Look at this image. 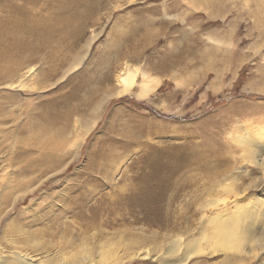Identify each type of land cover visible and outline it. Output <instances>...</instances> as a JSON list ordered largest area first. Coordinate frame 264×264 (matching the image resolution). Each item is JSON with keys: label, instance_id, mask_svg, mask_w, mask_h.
<instances>
[{"label": "rangeland", "instance_id": "rangeland-1", "mask_svg": "<svg viewBox=\"0 0 264 264\" xmlns=\"http://www.w3.org/2000/svg\"><path fill=\"white\" fill-rule=\"evenodd\" d=\"M125 66L158 81L148 98L116 96ZM241 126L264 128V0H0L5 251L22 232L66 251L198 236L202 204L227 195L214 184L230 173L240 203L257 205L264 166L232 140ZM236 255L185 264H264Z\"/></svg>", "mask_w": 264, "mask_h": 264}, {"label": "bare ground", "instance_id": "bare-ground-1", "mask_svg": "<svg viewBox=\"0 0 264 264\" xmlns=\"http://www.w3.org/2000/svg\"><path fill=\"white\" fill-rule=\"evenodd\" d=\"M138 70L125 66L117 74V97L135 89L134 95L138 99H144L155 90L158 81L155 82L153 78ZM136 76L140 77V80H137ZM243 130L245 127L241 126L240 132L236 133L232 140L242 147L247 161L264 166V128L258 127L255 135L251 131L243 135ZM60 143L61 141H57V144H54L59 146ZM236 179L235 175L230 173L229 177L214 184L227 194L220 202L213 198L203 201L200 218L205 226L212 229L211 232H206V227L202 225L200 235L188 236L186 239L177 235L156 249L145 246L143 240H136L134 236L128 240H121V236L119 243L110 239L96 243L84 240L77 247L71 246L67 241L68 251L49 240L39 243L30 234L22 232V240L16 236L9 239V251L0 248V264H123L132 258L148 257L159 264H185L199 254L211 255L221 248L232 246H235L237 251L232 263H244L264 254V226L261 225L264 222V200L257 205L240 203L239 194L242 190L237 188ZM64 242L65 239L61 241V245ZM21 243L24 245L21 246ZM225 258L229 259L230 256L225 255Z\"/></svg>", "mask_w": 264, "mask_h": 264}]
</instances>
